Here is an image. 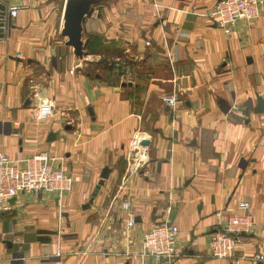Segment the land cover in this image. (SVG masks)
Segmentation results:
<instances>
[{
    "label": "crops",
    "instance_id": "0c3cea01",
    "mask_svg": "<svg viewBox=\"0 0 264 264\" xmlns=\"http://www.w3.org/2000/svg\"><path fill=\"white\" fill-rule=\"evenodd\" d=\"M67 1L5 2L21 8L0 39V153L61 157L73 184L60 199L9 201L0 264H168L137 256L165 222L179 228L173 264H261L250 259L264 255V8L224 34L208 16L217 0H89L79 58L62 36ZM46 100L54 113L38 120ZM138 153L148 162L135 171ZM240 201L253 228L215 260L210 235Z\"/></svg>",
    "mask_w": 264,
    "mask_h": 264
},
{
    "label": "built area",
    "instance_id": "2783aa9c",
    "mask_svg": "<svg viewBox=\"0 0 264 264\" xmlns=\"http://www.w3.org/2000/svg\"><path fill=\"white\" fill-rule=\"evenodd\" d=\"M1 1L5 3L8 0ZM20 8H9V17H15ZM263 8L264 0H217L208 16L224 34H228L238 21L258 20ZM161 100L175 111V96L165 95ZM54 110L53 101L46 100L36 109V117L38 120L46 119L53 115ZM135 146H140V143L136 142ZM147 162L146 154L138 153L137 163L131 167L136 171L145 167ZM61 163V157L52 156L45 151L24 160H10L0 153V214L11 209L9 201L18 195L56 193L60 199L64 192L71 190L73 177L65 174ZM121 207L125 212V228L131 230L135 226L136 218L129 203H123ZM249 209L247 201L238 202L235 214L210 235L208 253L213 259L223 261L231 258L242 237L252 230L253 220L248 213ZM178 236L179 228L175 225L168 222L155 225L144 235L140 251L137 253L138 258L143 261L148 258L155 261L164 260L173 264L180 257L176 247ZM250 260L264 264V255L254 254Z\"/></svg>",
    "mask_w": 264,
    "mask_h": 264
},
{
    "label": "water",
    "instance_id": "95a60500",
    "mask_svg": "<svg viewBox=\"0 0 264 264\" xmlns=\"http://www.w3.org/2000/svg\"><path fill=\"white\" fill-rule=\"evenodd\" d=\"M66 3L67 5L64 13L65 23L63 26L62 36L68 38L67 45L72 46L75 50L74 51L75 54L79 58H81L83 53L82 43L80 40L81 32H82V19L89 12L88 9L89 0H79V1L68 0ZM9 26H10V17L8 15V7L3 1L0 0V39L4 38L5 33ZM258 101L261 105L262 99L258 97ZM219 104L221 111L224 114H228L230 110V106L228 105V103L226 101L220 100ZM166 110H169V108H167ZM263 112H264V108H261L259 106L254 110V113L256 114ZM89 113L91 117H93V113L91 109L89 110ZM149 144H150L149 141L144 140L140 143V146L146 147L149 146ZM110 172H111L110 169L106 167L100 173V177H99L100 179L95 187L93 197L97 196L104 181L109 178Z\"/></svg>",
    "mask_w": 264,
    "mask_h": 264
},
{
    "label": "rangeland",
    "instance_id": "374dc122",
    "mask_svg": "<svg viewBox=\"0 0 264 264\" xmlns=\"http://www.w3.org/2000/svg\"><path fill=\"white\" fill-rule=\"evenodd\" d=\"M95 71L97 72V70H96V69H95ZM99 72H101V71H99ZM104 74H107V73H105V72H104ZM120 78H121V77H120ZM123 80H124V81H126V79H123Z\"/></svg>",
    "mask_w": 264,
    "mask_h": 264
}]
</instances>
